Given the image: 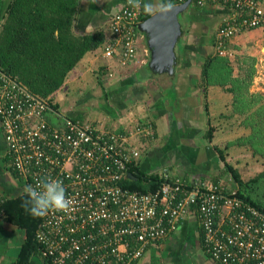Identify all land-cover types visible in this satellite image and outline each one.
Here are the masks:
<instances>
[{
  "label": "built area",
  "instance_id": "2783aa9c",
  "mask_svg": "<svg viewBox=\"0 0 264 264\" xmlns=\"http://www.w3.org/2000/svg\"><path fill=\"white\" fill-rule=\"evenodd\" d=\"M180 6L189 0H167ZM200 8L228 11L214 36L215 55L234 57V40L264 32V0H193ZM140 8L125 6L110 23L105 58L122 67L136 61ZM18 78L0 67V122L8 168L23 188L41 178L60 180L74 204L41 218L36 238L46 264H137L146 250L177 232L195 215L203 249L218 264H264V213L238 196V190L205 181L186 184L172 172L158 173L150 193L123 187L128 171L141 159V144L155 138L149 120L132 130L74 120L52 108ZM59 118L52 122L51 118Z\"/></svg>",
  "mask_w": 264,
  "mask_h": 264
},
{
  "label": "crops",
  "instance_id": "0c3cea01",
  "mask_svg": "<svg viewBox=\"0 0 264 264\" xmlns=\"http://www.w3.org/2000/svg\"><path fill=\"white\" fill-rule=\"evenodd\" d=\"M165 2L153 0L154 4ZM11 3L12 0H0V28ZM127 5V0H79L73 26L75 34L86 36L103 32L106 43L112 18ZM159 11L158 7L153 10L154 14ZM227 14L220 6L200 8L195 4L183 13L184 37L176 47L180 52H176L177 64L171 74L152 71L148 40L139 30L137 59L127 67L120 65L118 57L103 56L104 43L88 53L69 73L63 87L53 95V104L68 117L82 118L119 132L132 130L136 124L150 120L156 129L155 138L144 144L134 142L142 150L134 169L148 176L167 169L186 184L226 182L230 189H237L233 187L230 174L225 172V165L232 166L248 181L264 171V158L250 146L237 144L251 132L243 118L234 113L232 91L221 85L205 87L202 82L203 66L211 55V48L216 54L214 36L219 27L215 26L219 21L220 26ZM211 21L214 27L209 29L207 23ZM236 46L253 55L249 92H259L264 101V88L253 84L255 59L258 62L259 58L256 50L264 54V32L253 30L237 37L232 47L235 55ZM146 71L151 74L146 75ZM62 92L67 94V99L59 98ZM22 189L23 185L8 168L7 144L0 122V201L19 196ZM0 219L5 224L0 225V264H15L26 232ZM189 248L195 250L197 260L191 259ZM190 262L218 264L204 252L201 225L195 215L186 217L180 229L164 242L149 247L137 264H192ZM29 264L46 263L34 256Z\"/></svg>",
  "mask_w": 264,
  "mask_h": 264
},
{
  "label": "trees",
  "instance_id": "16d2710c",
  "mask_svg": "<svg viewBox=\"0 0 264 264\" xmlns=\"http://www.w3.org/2000/svg\"><path fill=\"white\" fill-rule=\"evenodd\" d=\"M165 1L164 4L169 3ZM78 3L79 0H12L0 28V67L33 93L50 98L52 103L53 95L63 87L69 73L88 53L105 43L103 32L86 36L75 34L73 26ZM149 17L142 15L141 21ZM252 70L250 68L244 76L241 72L235 76L230 59L210 55L203 66L202 82L205 87L230 85L234 94V113L239 114L251 130V134L237 144L250 146L264 158V101L259 94L249 92ZM52 108L55 111L59 109L56 104ZM55 120L60 121L59 118ZM225 172L232 177L238 196L264 213V171L248 181H244L239 172L228 164ZM128 174L133 178L124 181L126 189L150 193L159 186V175L148 176L134 167ZM218 185L228 187L226 182ZM24 198L22 193L0 201V217L26 232L25 243L15 264H29L34 256L42 258L41 245L36 238L41 218H33L24 210L21 206Z\"/></svg>",
  "mask_w": 264,
  "mask_h": 264
},
{
  "label": "water",
  "instance_id": "95a60500",
  "mask_svg": "<svg viewBox=\"0 0 264 264\" xmlns=\"http://www.w3.org/2000/svg\"><path fill=\"white\" fill-rule=\"evenodd\" d=\"M193 0L180 6H172L163 14L157 12L147 20L138 24L137 29L143 33L151 53L150 68L156 73H173L177 64L176 47L183 34L180 18L189 8ZM129 178H133L129 174Z\"/></svg>",
  "mask_w": 264,
  "mask_h": 264
},
{
  "label": "clouds",
  "instance_id": "9594fccd",
  "mask_svg": "<svg viewBox=\"0 0 264 264\" xmlns=\"http://www.w3.org/2000/svg\"><path fill=\"white\" fill-rule=\"evenodd\" d=\"M132 8H140L144 14H154V8H159V14L170 11L172 4H154L153 0H127ZM24 199L21 206L33 218H43L49 212H69L74 201L66 195L62 181L51 178H41L34 185L27 184L22 189Z\"/></svg>",
  "mask_w": 264,
  "mask_h": 264
},
{
  "label": "rangeland",
  "instance_id": "374dc122",
  "mask_svg": "<svg viewBox=\"0 0 264 264\" xmlns=\"http://www.w3.org/2000/svg\"><path fill=\"white\" fill-rule=\"evenodd\" d=\"M189 10H191V8H189L188 10H187V12L189 11ZM185 14V13H184ZM213 17H215V16H213ZM4 19V18H3ZM198 19H201V17L200 18H198ZM180 21H181V23H182V25H184V19H183V14H182V16H181V18H180ZM217 24V23H216ZM219 24H220V21H219V23H218V25H216L215 27L216 28H218L219 27ZM207 26L209 27V29H212L214 26L212 25V21L211 22H208L207 23ZM181 37H184V36H181ZM184 39H186V36H185V38ZM179 45H180V42H179ZM236 49H235V51H236V54L237 55H235L234 54V57H230V58H228V59H230V62H231V68H233V71H234V75H239V72H241V73H243V76L247 73V71L248 70H250V68H251V63H252V60H254L253 58V55H251V52L249 53L248 51H245L243 48H241V46H236L235 47ZM211 53L210 52H208L207 54H211V55H214V50H213V48H211ZM257 52H258V62H257V59H255L256 60V62H255V65H256V63H257V67L255 68L256 69V76H255V79H254V81L255 82H253V84H254V86H256V87H262V89L264 88V63H261L260 64V60H262V59H264V54L261 52V50H256ZM176 52H180L179 51V47L176 49ZM179 54V53H178ZM260 68V70H258ZM262 68V69H261ZM243 71H242V70ZM241 70V71H240ZM259 72H258V71ZM147 73H149V74H151L150 73V71H146L145 72V74L147 75ZM86 82V81H85ZM87 83V82H86ZM227 88H228V90H230V85H227L226 86ZM252 89H253V87H251ZM162 90V89H161ZM255 90V89H254ZM162 91H164V90H162ZM169 93V92H168ZM56 94V93H55ZM232 94H233V92H232ZM256 94H259V92H256ZM67 95V94H66ZM65 95V92H62V96L61 97H59L60 99L61 98H64V99H67V97L68 96H66ZM233 99H234V94H233ZM53 103H55V100H53ZM264 103V102H263ZM61 109H62V107H61ZM62 111V110H61ZM66 112V111H65ZM86 112V111H85ZM89 113V112H88ZM51 120H52V122H55L56 120H55V118H51ZM250 132H251V130H249ZM248 131V132H249ZM5 225L3 222H2V220L0 219V225ZM9 227H11V226H9ZM16 227V226H15ZM15 227H11V228H13V229H16L17 230V228H15ZM189 250H190V252H191V259L192 260H197V257L195 256V250L192 248V250L189 248ZM205 252V251H204ZM206 253V252H205ZM207 255V254H206ZM196 257V258H195ZM190 263H192V262H190ZM188 264V263H187ZM193 264V263H192Z\"/></svg>",
  "mask_w": 264,
  "mask_h": 264
}]
</instances>
